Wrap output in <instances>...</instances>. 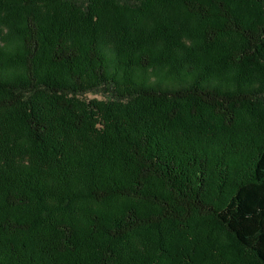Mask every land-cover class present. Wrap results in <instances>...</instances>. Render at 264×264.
I'll return each instance as SVG.
<instances>
[{"label": "trees", "instance_id": "1", "mask_svg": "<svg viewBox=\"0 0 264 264\" xmlns=\"http://www.w3.org/2000/svg\"><path fill=\"white\" fill-rule=\"evenodd\" d=\"M259 61L264 0H0V264H264Z\"/></svg>", "mask_w": 264, "mask_h": 264}, {"label": "rangeland", "instance_id": "2", "mask_svg": "<svg viewBox=\"0 0 264 264\" xmlns=\"http://www.w3.org/2000/svg\"><path fill=\"white\" fill-rule=\"evenodd\" d=\"M132 2V1H131ZM125 4H131V3H123ZM243 4H238V6H242ZM126 6V5H125ZM131 6V5H128ZM130 9L125 10V14L129 13ZM247 15V14H246ZM257 69L261 71V77L262 79L259 80L258 83L255 84V90L260 94V96L264 99V62L259 61L258 64H256ZM78 100L81 102L85 103L86 105H90L92 109H95V106H98V102H109L112 101V97L109 95L107 91H99V92H88L84 94L83 96H75ZM94 105V106H91ZM263 105H264V100H263ZM246 258L247 260H252L253 256L249 253H246Z\"/></svg>", "mask_w": 264, "mask_h": 264}]
</instances>
